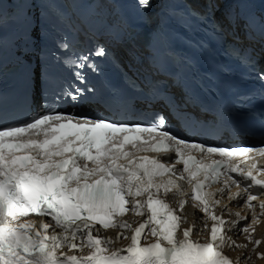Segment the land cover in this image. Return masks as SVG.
Returning a JSON list of instances; mask_svg holds the SVG:
<instances>
[{"label":"snow or ice","instance_id":"1","mask_svg":"<svg viewBox=\"0 0 264 264\" xmlns=\"http://www.w3.org/2000/svg\"><path fill=\"white\" fill-rule=\"evenodd\" d=\"M148 4L139 0L141 8ZM91 55L81 57L77 67H93ZM94 55L106 51L101 47ZM77 79L85 82L82 74ZM85 91L92 89L64 86L52 93L54 106L46 104L23 120L0 118V264H240L252 253L264 259L256 251L261 241L250 235L253 249L247 257L233 260L224 252L226 244L247 247L236 245L228 232L250 234L264 216V200L259 213L253 204L264 190V166L233 162L234 157L251 159L249 154L264 157V145L208 146L178 137L162 115L115 119L59 106L68 99L80 101ZM126 146L165 155L134 160ZM154 176L167 178L154 182ZM222 178L217 192L225 195L235 186L229 202L243 198L251 224L240 213L237 220H227L214 211L220 201L214 195L210 199L205 188ZM185 184L192 186L190 193ZM168 194L179 197L176 208L165 199ZM189 200L204 214L203 227L194 221L181 228ZM128 213L144 219L134 227L123 219ZM108 229L118 231L103 235ZM196 231H207V238L194 237ZM121 238L127 244H115Z\"/></svg>","mask_w":264,"mask_h":264},{"label":"bare ground","instance_id":"2","mask_svg":"<svg viewBox=\"0 0 264 264\" xmlns=\"http://www.w3.org/2000/svg\"><path fill=\"white\" fill-rule=\"evenodd\" d=\"M220 29L222 27L218 26ZM232 191L229 192V194ZM228 195L221 196V194L217 193L218 200L220 201V204L215 206V211L221 212V214L224 216L227 220H237V216L235 213H240L241 216L248 217V223L251 224V215L252 212L250 209H246L243 205L240 204V202L243 200L241 198L238 201H234V203H237V205H233L231 202H229ZM264 200V195H262L259 199H257L254 202V205L256 206L255 211L257 213L260 212L259 209V201ZM222 205H227V210L222 211ZM231 213V214H230ZM184 217L187 219V223H182L181 225L184 227H188L189 224L193 223L194 221L197 222L198 227H203V221L205 220V216L202 212L197 211L194 209L192 205L190 206H184L183 212L181 213ZM124 220L130 222L133 224V226L137 225L138 223L142 222L144 217H141L139 215H134L133 213H130L126 215ZM245 225L243 222L240 223L239 227L243 228ZM103 235L111 236V232H104ZM194 236H203L205 238V232L196 231L193 233ZM251 236V239L260 240V245L256 246V251L264 253V216L259 217V222L254 225V231H252L250 234H245L243 232H228V236L231 237L233 241H235L236 245H247V247H229L227 244L224 247L225 253L233 260L237 259L238 257H247L250 252H252L253 244L251 243V240L248 239V236ZM123 238L116 240L117 245H121ZM240 264H264V259L258 258L254 253L251 255V259L248 261L241 260Z\"/></svg>","mask_w":264,"mask_h":264}]
</instances>
